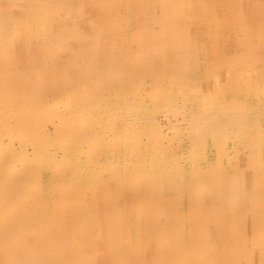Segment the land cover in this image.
I'll list each match as a JSON object with an SVG mask.
<instances>
[{"label": "rangeland", "instance_id": "1", "mask_svg": "<svg viewBox=\"0 0 264 264\" xmlns=\"http://www.w3.org/2000/svg\"><path fill=\"white\" fill-rule=\"evenodd\" d=\"M183 1L188 15L210 22L208 35H199L195 25L186 36L189 43L206 42L194 66L185 35L161 32L162 0H81V16L69 23L76 31L71 37L58 21L38 23V35L48 36L29 42L16 38L5 45L0 35V239L5 235L12 244L0 247V258L10 251L17 264L50 247L59 253L58 264H66L81 247L67 238L83 227L98 238L89 209L107 227L108 210L120 212L129 200L144 209L157 193L166 212H186L185 201L199 212L201 220L191 222L196 236L214 239L218 217H227L225 241L238 248L243 243L239 264H264L250 242L264 240V86L247 90L246 80L238 79L264 54V0ZM217 1L226 5L214 18L208 9ZM56 3L52 16L69 15ZM107 7L116 26L94 29ZM50 34L61 38L58 54L45 47ZM148 41L159 43L160 52L142 49ZM222 181L228 191L217 195ZM247 185L255 195L244 208ZM207 211L211 215L202 218ZM242 215L258 228L256 235L248 237ZM185 238L184 245L164 247L148 241L131 264H153L147 263L153 252L158 264H179L183 250L195 247ZM98 241L88 247L89 264H106L104 256L116 251L105 236ZM98 250L105 252L102 259ZM40 258L31 264H43Z\"/></svg>", "mask_w": 264, "mask_h": 264}, {"label": "bare ground", "instance_id": "2", "mask_svg": "<svg viewBox=\"0 0 264 264\" xmlns=\"http://www.w3.org/2000/svg\"><path fill=\"white\" fill-rule=\"evenodd\" d=\"M56 1L57 0H1L0 1L1 2L0 3V35H3L2 37L5 40L4 44L7 45L8 43H10V41L13 42L16 38H20V40H22L24 42H29V41H31V39H34L37 36L47 37L48 34L47 35H38L37 28L40 26V25H38V23H40L43 27L46 23L52 24V23H55L56 21H58L59 23L63 24L65 27L67 26L69 28L67 37L68 36L71 37L72 35L76 34V31L72 30V26L69 23H70V20L74 16H78V17H74V19L79 18L81 16V14H82V11L80 10L81 0H58V2H61L62 5L67 6L69 11H70V12H68L69 15L59 16L58 18L52 16L54 14L53 7L55 6V4H57ZM225 5H226L225 1H224V3L217 1L212 6V8L210 9V7H209L208 10H209V12H210V10L214 11L213 17L215 18L216 17L215 13L217 14V13H219L218 12L219 10H224ZM14 6H18V7H16V8H18L17 11H14L15 10L13 8ZM161 6L164 9V19H163V16L161 18L158 17V19H157V22H159L160 27H161V32L164 35H185L184 36L185 43L188 44V48L191 49V51L189 50L187 52V54L189 55L188 57H191L192 61H194L193 63H191V65L194 66L195 62H196L195 60H198V57H201L203 55V52L205 51L204 47L206 46V42L204 40H201L200 42L189 43L186 39V36L192 35V33H193L192 29L194 28L195 25H197V27H195V29H196V32L199 33V35H208L209 28L207 27V25L210 26L209 20L208 19H205V20L198 19L197 20L196 19L197 17L194 18L193 16L188 15V12H187L188 9H187V7H185V3L183 0H162ZM59 8L61 9V7H59ZM59 8L56 7V9H58V10H59ZM113 13L114 12L110 11L109 7H107V9L105 10V13H103V15L105 17L97 18V21H94L97 23L96 26L94 27V29L105 25V31H112V29L109 28V26L110 25L116 26L115 23H117L116 17H113ZM71 16H73V17H71ZM223 19L224 20L222 22L227 21V19H225V18H223ZM212 25H214V24L212 23L211 26ZM223 25H225V24H223ZM49 31L51 32V27L49 28ZM224 31H225V29H224ZM136 33H138V31ZM224 33H227V31ZM50 35L52 36V40L50 42L46 41L45 47H46L48 52L58 54V52H59L58 50L62 48L61 42L59 41V39H61V38H57V37L54 38L52 34H50ZM152 35H154V34H152ZM88 46L89 45H86V48ZM89 48H90V46H89ZM147 48L154 49L156 52H160V50H161L159 43L150 42V41L142 44V49L147 50ZM80 51H82V50H80ZM102 57H104V56H102ZM105 60H106V58H105ZM255 60L256 61L250 62L248 64L250 69L245 70V71L242 70L238 73L240 75L238 77V79L242 76L243 79L246 80L245 81L246 86L244 85L245 87H247L246 89L247 90L251 89L253 91L258 90V89L262 88V86H264V77H263L264 73L263 74L258 73L259 71H261L264 68V54L262 53L261 56L257 57ZM106 62L107 61H104V63H106ZM253 75H255V76H253ZM235 76H238L237 73H235ZM258 76H261L262 78L258 77ZM257 81L260 82V84H261L260 87L254 85V82L256 84ZM239 97L240 96H238L237 100H239ZM170 98H172V97H170ZM235 99H236V97H235ZM252 101H254V100H252ZM252 101L248 100L247 102H249V104H250ZM259 101H260V99H259ZM193 104H195V103H193ZM197 104L198 103H196V105ZM204 105H208V104H204ZM195 109H196V107H195ZM251 118H252V116H251ZM248 119H249V117H248ZM248 125H250V124L248 123ZM248 127H250V126H248ZM251 127H253V126H251ZM229 129L230 128L228 127L226 129V131L227 130L229 131ZM210 138H213V136H211ZM208 144H210V143H208ZM191 154H192V152H191ZM126 162H127V160H126ZM183 174H184L183 176L187 177L185 173H183ZM173 176H176V174ZM172 181H174V179ZM175 182H176V179H175ZM181 183H183V182L181 181L179 184H181ZM218 187L220 188L219 189L220 191H216L215 192L216 194L218 192L223 193L224 191H228V185L224 184L223 181L220 184H218ZM245 187L246 188L248 187V190H247L246 194L243 196L244 208H246V204L251 203V195H253V198L255 195L254 193H251L249 191L251 186L249 187L247 185ZM178 189H179V187H178ZM178 189H173V190H175V192L177 194H181L182 192L179 191ZM171 191H172V189H171ZM227 194L229 195L230 192H228ZM154 195L155 196H152V199L149 202L150 206L148 205L144 209H143V207H140L141 209L139 210V208H137V205L135 204L136 202L129 200V201L125 202V204H124L125 206L123 207V209L120 212L117 211L115 213V211L113 210V211H110V215H109V210H108L107 215H106L107 216L106 219L109 222L108 226L111 225L109 230H107L108 226L105 227V226H103V223L101 224V222H102L101 217L100 216L99 217L94 216L93 213H90L91 209H89L88 210L89 213L87 214L88 218L90 217L89 226L94 227V230H97L100 228L98 231H92V234H94L95 236H98V238H95V239L89 238L87 236V235H89V233L84 232V229H85L84 227H83V229L76 231L73 236L67 238L66 241L68 244H70V243L73 244L74 240H75L76 242H81L79 245L81 247L75 249V252H72L71 259L69 257L68 263H67V261H65L66 264H89L88 253H90V252L88 251V247L91 246L92 244L96 245L97 243H99L98 239L101 235L103 236V238H104V236L107 238V244L108 245H110L113 248H116L115 252L111 251L112 254L107 255V257L104 256V259L107 261L106 264H131L132 262L136 261L135 258L140 257L141 251L143 250V244L144 243H148V241H150V243H151L154 241V243L156 245L160 244L163 247L170 244V243L184 245V244H186V243H184V241H186V239H188V238H185V236L194 240L195 247H193L194 248L193 250H189L188 248L183 250V255H182L183 260H181L179 264H239V258L241 256H243V254H244V251H241L243 243L240 240L239 244L241 247L238 248L236 245L230 243L229 241H225V240L230 239V233H229L230 222H229L227 217H225V216L218 217V220H217L218 222H217V224H215L217 232L215 233L214 239L208 238L207 235L206 236L205 235L196 236V233H193L195 228L193 226H191V222L193 223L194 219H196L198 217H199V220H201V216L199 215V212H197L195 210L192 211V209L189 206V203L187 201H185V208H186L185 211L186 212L183 211L184 209L182 211H180V210H178V208L175 211H174V209L172 211L169 209L166 212V208H165V206L162 205V202H161L163 200L164 201H166V200L163 199L162 196H157V193H154ZM262 198H263V196H262ZM183 200H186V199H183ZM178 201L181 202L180 199ZM216 201H215V203H216ZM263 202H264V198H263ZM168 205L171 206V203H169ZM141 212H143L142 216L140 215V214H142ZM210 212L211 211L205 212V215H203L202 218L203 217L207 218V214H208V216H210L211 215ZM249 213H252V212L249 210ZM262 214H263V212H262ZM263 216L264 215H262V219H263ZM165 218H166V220H164ZM239 218H240L239 224H242V226H243V222H244L245 226L247 227L246 230H244V231L245 232L249 231V233L247 234L248 237H249V234L252 235V234L256 233V230L258 228H256V230H254L253 228L251 229V227H249V225H248L249 223L245 220L244 215H242V217L240 216ZM246 218H248V217L246 216ZM256 220L257 219L255 218L254 224L256 223ZM161 221H164V223L159 225L158 223ZM208 221H209V218H208ZM185 222H189V225L187 223L183 226V224ZM121 226L126 229V232L124 231V229L119 230ZM239 234H240L239 237H241L242 232ZM257 235L259 237V234H257ZM4 236L5 235L2 236L3 239H0V247L1 248H3V247H6V248L9 247L10 248V246L12 244H10V242L8 240H6V237H4ZM239 237H237V239ZM219 239L224 240L221 244H219L221 246V248L218 245V243L221 241ZM250 242H252V244L254 246L258 247V249H260V251H258L257 253L260 256L264 257V240H262L260 242L261 244L259 243L256 245L253 243L254 237L253 238L251 237ZM151 246H152V244H151ZM6 248H4V249H6ZM51 251L52 250L50 247L49 248L44 247V250L34 252L30 256L23 258L22 261H20V262L18 261L17 264H31L30 261L32 260V258H35V257H42V258H40V261L43 264H58L59 263V259H58L59 253L56 251L53 254H51ZM102 251L96 252V255L100 256V257H98L99 259H102L103 258L102 255H103V253H105ZM241 252H243V253H241ZM158 254H162L163 257L165 256L163 253H158ZM93 255H95V254H93ZM13 256H14V254L10 253V251H6L4 256L1 254L0 264H14L13 263L14 261H12V263H11ZM153 256H155L154 252L148 256L147 263L154 262L155 264H158L157 262H159V258L153 259ZM195 256L198 258V261H195L194 263H192L191 262L192 258ZM260 263L262 264V261Z\"/></svg>", "mask_w": 264, "mask_h": 264}]
</instances>
